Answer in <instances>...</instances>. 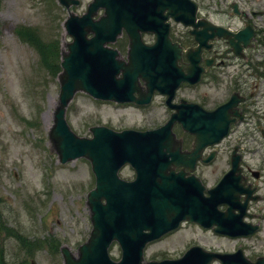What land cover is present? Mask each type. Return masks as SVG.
Returning a JSON list of instances; mask_svg holds the SVG:
<instances>
[{"label":"rangeland","instance_id":"374dc122","mask_svg":"<svg viewBox=\"0 0 264 264\" xmlns=\"http://www.w3.org/2000/svg\"><path fill=\"white\" fill-rule=\"evenodd\" d=\"M90 1L79 0L70 10L82 14ZM194 1L210 11L218 9L226 14H231L229 4L236 2L239 8L255 11L256 20L264 30V0ZM67 15L57 0H0V264H28L30 259L37 264H62L59 247L66 245L76 254L77 246L91 228L85 203L86 194L94 185L90 164L84 158L60 163L48 139L58 99L57 76L40 64L35 47L15 33L18 25L29 27L44 45L58 43L61 51L66 49L64 44L68 41L62 26ZM178 30L182 31L183 27L175 26L174 31ZM260 88L264 90V81ZM152 109L153 114L145 116L147 111L130 107L115 109L76 92L66 108L65 118L76 134L89 136L92 125L108 124L116 129L140 127L149 125L151 116L159 120L164 117L158 114L162 110L159 105ZM34 120H39L40 125L32 124ZM224 142L216 147L221 152ZM222 166L214 172L213 167H208L203 183H212ZM119 176L130 179L133 170L124 166ZM4 226L21 234L20 240ZM262 226L259 244L255 245L254 241L248 244L264 253L261 247L264 221ZM192 244L205 250L225 251L236 242L202 231L193 223H183L177 231L149 243L144 257L147 260L178 257ZM108 250L113 259L119 258L120 249L115 241Z\"/></svg>","mask_w":264,"mask_h":264},{"label":"water","instance_id":"95a60500","mask_svg":"<svg viewBox=\"0 0 264 264\" xmlns=\"http://www.w3.org/2000/svg\"><path fill=\"white\" fill-rule=\"evenodd\" d=\"M59 1L66 6L76 2ZM158 1L162 2L161 8L166 7L168 14L176 20L184 24L192 23L195 4L190 0H93L84 15L77 17L70 14L65 21L74 41L68 46L69 52L62 53L59 98L50 137L61 162L79 156L90 161L95 174V186L87 193L92 224L89 236L78 246L76 256L67 247L61 248L63 264H210L213 258H218L221 264H249L246 261L242 263L240 259H229L231 255L213 254L195 246L178 259L143 261L142 256L143 247L148 241L175 228L183 219L210 226L208 221L216 211L218 200L203 195L202 185L194 175L185 176L183 171L174 173L169 165L185 164L193 168L204 140L212 138L211 143L217 141L226 133L227 120L220 126L209 127L208 132H198L193 130V126L190 127L197 137L204 140L195 141L188 153L180 150L179 143L171 133H161L159 130L116 132L105 126H93L90 128L91 137H78L65 122V107L76 90L86 91L95 97L100 95L102 76L110 67L102 52L108 57L112 56L102 43L111 39V34L116 35L122 27L130 33L134 32L132 17L135 3L144 2L149 8ZM99 6L105 8V15L101 20H93L92 15ZM87 31L93 32L90 39L85 38ZM157 41L158 45L156 43L150 47L133 43L128 63L114 60V72L123 69L127 76L125 79L133 83L137 82V76L150 80L153 77L151 73H159L160 77L153 82H157L159 87H165L166 84L175 87L182 76L171 80L169 70L173 72L175 69L177 74H181V70H176L174 63H170L171 60L165 56L167 48L174 46L170 45L165 33ZM130 90L121 92L128 94ZM125 163L135 170L133 180L121 179L117 174ZM224 184L223 179L219 185ZM229 227L235 228L234 225ZM112 240H116L121 248L118 261L111 260L108 255L107 248ZM195 255L201 259L198 260ZM30 264L36 262L31 260Z\"/></svg>","mask_w":264,"mask_h":264},{"label":"flooded vegetation","instance_id":"af4514ba","mask_svg":"<svg viewBox=\"0 0 264 264\" xmlns=\"http://www.w3.org/2000/svg\"><path fill=\"white\" fill-rule=\"evenodd\" d=\"M200 13L199 17L216 22L232 33L243 29L246 24L253 30V36L249 43L243 41L237 43V40L231 35L232 42L237 43L236 47L231 46L227 38H218L217 35L208 39L207 45L201 48L199 54V64L203 66L208 64L201 80L195 85L181 84L176 90L175 98L177 103L184 100L195 102L206 110L214 109L230 100L232 96L237 100L235 105L237 115L234 116L235 121L230 124L225 137L227 140L224 146L225 151H215L213 158L208 163L198 162L196 171L204 178L208 167H213L212 172H214L215 168L223 165L222 171L225 172L231 168L232 159L238 158L239 181L237 186L243 191L236 198L240 204L244 203V206L229 211L236 216L234 218L240 217L244 222L257 226V229L253 234L245 237H231L215 233L212 230L210 232L221 238L243 240V243L238 246L248 259L254 261L263 256L261 253H254V245L248 244V242L254 241L255 245L259 244L258 232L264 220V90L259 89V81L264 79V54H262L264 39L261 35V28L253 19L254 11L242 9L238 16L227 15V18L222 21L213 20L211 16L226 15L224 11L204 9ZM175 34L179 36L176 32ZM140 35L143 41L148 44L155 39L152 32L140 31ZM185 35L187 36V33ZM198 37L202 38V35L199 34ZM184 38L183 35L178 38L173 37L186 46L195 47L198 44L193 41V36L186 44ZM128 40V36L123 33L115 39L112 46L119 51L121 48L126 49ZM261 55L262 60L260 61ZM260 67L262 71L259 70ZM204 79L208 81L203 83ZM217 95L219 98H216ZM152 100L151 102H153ZM151 102L145 116L153 114ZM232 116L230 114V118H233ZM148 121L154 125L160 123L156 117L152 116ZM180 137L183 143H187L189 139L192 140L189 134H183ZM210 152L211 150L207 148L203 157L206 158ZM217 180L218 178H214L207 187L211 188ZM230 198H232L231 195ZM219 208L225 210L227 205H221ZM231 219L232 217L228 218V221Z\"/></svg>","mask_w":264,"mask_h":264},{"label":"trees","instance_id":"16d2710c","mask_svg":"<svg viewBox=\"0 0 264 264\" xmlns=\"http://www.w3.org/2000/svg\"><path fill=\"white\" fill-rule=\"evenodd\" d=\"M18 33L25 39L29 40V42L36 47L38 50L41 62L52 74H55L58 69V46L57 43L51 42L48 45H44V43L40 40V38L34 35L28 27H19L17 29ZM3 264V263H1Z\"/></svg>","mask_w":264,"mask_h":264}]
</instances>
